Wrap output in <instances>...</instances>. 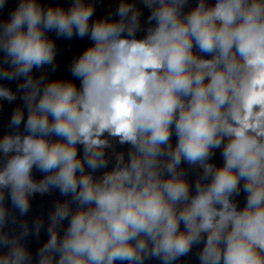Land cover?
<instances>
[{
  "label": "clouds",
  "instance_id": "clouds-1",
  "mask_svg": "<svg viewBox=\"0 0 264 264\" xmlns=\"http://www.w3.org/2000/svg\"><path fill=\"white\" fill-rule=\"evenodd\" d=\"M0 264H264V0H0Z\"/></svg>",
  "mask_w": 264,
  "mask_h": 264
}]
</instances>
